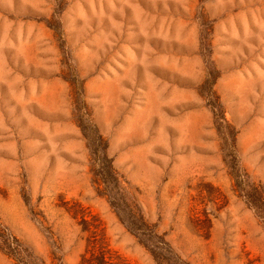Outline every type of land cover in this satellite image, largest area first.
Returning a JSON list of instances; mask_svg holds the SVG:
<instances>
[{"label":"rangeland","instance_id":"rangeland-1","mask_svg":"<svg viewBox=\"0 0 264 264\" xmlns=\"http://www.w3.org/2000/svg\"><path fill=\"white\" fill-rule=\"evenodd\" d=\"M0 264H264V0H0Z\"/></svg>","mask_w":264,"mask_h":264}]
</instances>
